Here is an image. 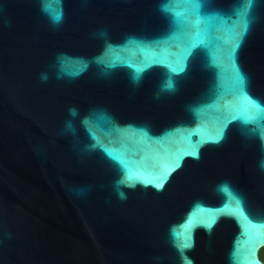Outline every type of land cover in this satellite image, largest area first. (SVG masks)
Returning a JSON list of instances; mask_svg holds the SVG:
<instances>
[{"label":"water","instance_id":"1","mask_svg":"<svg viewBox=\"0 0 264 264\" xmlns=\"http://www.w3.org/2000/svg\"><path fill=\"white\" fill-rule=\"evenodd\" d=\"M263 246L264 0H0V264Z\"/></svg>","mask_w":264,"mask_h":264},{"label":"trees","instance_id":"2","mask_svg":"<svg viewBox=\"0 0 264 264\" xmlns=\"http://www.w3.org/2000/svg\"><path fill=\"white\" fill-rule=\"evenodd\" d=\"M258 258L261 262L264 263V246L261 247V250L258 251Z\"/></svg>","mask_w":264,"mask_h":264},{"label":"rangeland","instance_id":"3","mask_svg":"<svg viewBox=\"0 0 264 264\" xmlns=\"http://www.w3.org/2000/svg\"><path fill=\"white\" fill-rule=\"evenodd\" d=\"M261 250V249H260Z\"/></svg>","mask_w":264,"mask_h":264},{"label":"snow or ice","instance_id":"4","mask_svg":"<svg viewBox=\"0 0 264 264\" xmlns=\"http://www.w3.org/2000/svg\"><path fill=\"white\" fill-rule=\"evenodd\" d=\"M58 18V17H57Z\"/></svg>","mask_w":264,"mask_h":264}]
</instances>
